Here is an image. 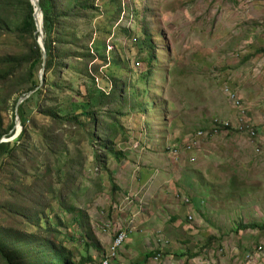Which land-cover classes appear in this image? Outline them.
I'll use <instances>...</instances> for the list:
<instances>
[{"label": "rangeland", "instance_id": "1", "mask_svg": "<svg viewBox=\"0 0 264 264\" xmlns=\"http://www.w3.org/2000/svg\"><path fill=\"white\" fill-rule=\"evenodd\" d=\"M95 2L105 17H86L79 31L103 30L104 21L105 29L111 27L115 49L125 64L122 70L113 66L110 53L113 75H106L112 82L113 77L121 85L126 82L127 89L125 97H117L110 107L119 111L110 121L122 125L126 141H119V128L110 146L123 154L120 158L103 155L102 170L93 163L91 146L78 147L85 157L84 166L80 189L69 199L76 213L62 217L68 226L77 212L81 214L72 228L60 227L74 235L64 242L73 260L88 250L93 264H101L120 227L129 234L110 264H134L150 251L159 255H152L145 264H226V257L237 262L258 246L264 252V227H260L264 226V0ZM119 4V19L111 24ZM143 30L153 36L155 61L148 79L138 81L137 74L147 70L149 56L142 42ZM98 36L97 31L94 38ZM17 41L15 33H8L0 45L17 50L21 47ZM64 78L84 91L85 79L72 70ZM225 86L237 92L243 109L231 104ZM12 116L8 103L3 111L5 124ZM215 119L228 121L233 129L212 133ZM245 122L255 136L236 129ZM198 130L207 134L186 149ZM103 134L99 136L105 138ZM104 140L92 142L97 152H103L96 146ZM154 169L160 170L163 180L173 178L174 172L176 177L184 176L185 183L175 186L171 182L163 185V191L156 190L148 179ZM141 183L149 200L157 199L155 191L157 195L162 191L161 198L173 197L177 191L183 199L179 208H163L166 223L147 222L143 229L130 232L129 218L150 213L147 207L139 213L137 208L119 211V203ZM188 202L189 208L185 206ZM247 224L260 226L246 228ZM193 255L197 256L191 259Z\"/></svg>", "mask_w": 264, "mask_h": 264}, {"label": "trees", "instance_id": "2", "mask_svg": "<svg viewBox=\"0 0 264 264\" xmlns=\"http://www.w3.org/2000/svg\"><path fill=\"white\" fill-rule=\"evenodd\" d=\"M95 1L39 0L47 54L43 83L39 86L43 60L37 43L34 7L30 0H0V39L15 33L21 46L14 50L0 45V140L14 134L16 105L33 91L17 107L21 132L13 140L0 142V264L94 263L88 250L73 260L74 254L64 242L73 240L74 235L62 232L60 227L66 226L62 214L76 213L69 199L80 189L85 157L79 145L91 146L93 163L102 170L103 155L111 153L120 158L123 154L110 146L119 128V141H126L122 125L110 121L119 113L110 107L118 101L117 97H125L124 88L127 89L126 82L121 85L115 77L112 82L106 75H113L110 53L114 56L113 66L122 70L125 64L119 49L109 41L111 27L107 25L105 29L107 23L103 20L104 25L100 26L103 30H97L99 36L95 38V30L79 31L86 17H105ZM118 8L111 24L119 19L121 4ZM106 20L110 21L109 17ZM16 23L19 24L14 26ZM123 31L129 35L128 30ZM142 33L149 56L147 70L137 74L138 81L148 77L155 61L153 36L144 30ZM108 45L115 50L108 51ZM69 70L85 79L84 91L64 78ZM8 103L12 105L13 116L5 124L3 111ZM101 132L105 138L99 136ZM97 139H106L96 146L103 152H97L92 145ZM80 214L77 212L66 226L68 229L78 223ZM259 226L247 224L246 228ZM157 254L150 251L134 264H145Z\"/></svg>", "mask_w": 264, "mask_h": 264}, {"label": "built area", "instance_id": "3", "mask_svg": "<svg viewBox=\"0 0 264 264\" xmlns=\"http://www.w3.org/2000/svg\"><path fill=\"white\" fill-rule=\"evenodd\" d=\"M110 47V48H109ZM111 45L108 46V49H111ZM224 92L228 97V100L231 102V104L234 107H241L242 109L243 104L242 101L240 100L238 94L236 91H234L233 89H231L228 86L224 87ZM245 113V110H244ZM228 127H232L231 124L228 121H222L219 119H215L213 121V127H211L210 131L212 133H217V132H221L223 129L228 130ZM238 131H247L251 136H255L256 132L255 130L252 128H249V125L245 123H242L241 126H239L238 128H236ZM209 131V132H210ZM207 134L204 130H200L198 131L195 135H194V140L190 141L186 148L189 150L192 148V142L194 141L195 144V140L202 137L203 135ZM185 201H188V199H184ZM135 201H138V210L137 213H139L141 211V207L143 204V200L142 198L138 199V196L136 193L134 192H130L128 193L125 197L124 200L120 203L119 205V211H123L125 210V208H128V206L132 205ZM135 217V216H133ZM134 222L133 218H131L129 225L127 227L130 228V232L132 231V223ZM129 234V231L126 228H121L119 230V232L117 233L116 237L114 238L108 252L106 253V255L104 256L101 264H110L111 258H114L116 255L117 250L123 245L124 241L126 240L127 236ZM260 252H262V246H258L257 249L247 252L245 259H246V264H261V262L259 261L260 259Z\"/></svg>", "mask_w": 264, "mask_h": 264}, {"label": "crops", "instance_id": "4", "mask_svg": "<svg viewBox=\"0 0 264 264\" xmlns=\"http://www.w3.org/2000/svg\"><path fill=\"white\" fill-rule=\"evenodd\" d=\"M185 146V145H184ZM172 160H174V157L172 158ZM175 164H177V162H176V160L175 161H173ZM175 169L177 168V166H175L174 167ZM162 174V173H161ZM172 175L174 176L173 178H171V179H168V180H163V179H161V175L158 177V179L155 181V182H157L158 183V187L156 188V190H162L163 191V185H167V183H171V182H173L172 184L173 185H175V186H181L183 183H185V179H184V176H180V177H176V173H174V172H172ZM142 184H144V183H141L140 185H142ZM178 190H180L181 191V189H178ZM162 191H161V193H162ZM180 191H178V192H180ZM160 193V194H161ZM159 194V195H160ZM159 195H157L156 194V191L154 192V194H153V196H158V197H156L157 199H155L154 197H152V199L151 200H148V199H145L144 201H147V205H146V203H145V207H147L146 208V211H148L150 214H146L143 218H139L138 219V216H135V217H133V220L135 221V220H138L139 221V224H134V228H133V231H135V230H141V229H143V227H145V226H147V222H155V223H158L159 225H162V224H164V223H166V218L164 217V215L166 214V211L164 212V209L163 208H166V207H168V208H179V200H182V199H180V198H177L176 196L178 195L179 196V194L177 193V191L176 192H174V196L173 197H169V198H165V197H163V198H161L162 197V195L161 196H159ZM183 195V193H181V196ZM144 197V196H143ZM183 197V196H182ZM164 200V202H165V200L167 201V203L166 204H164V203H162V201ZM189 204H190V202L189 203H187V205H185V206H187V208H189ZM194 208L196 207V206H194V204L192 203L191 204ZM128 208H138V203L135 201L132 205H130ZM160 208H162V212H160ZM191 208V207H190ZM174 213H175V211H174ZM144 215V214H143ZM131 218H129V220H130ZM174 220H172V221H175V218H173ZM128 220V221H129ZM174 223V222H173ZM149 225V224H148ZM121 228H125V227H120V229ZM118 233V232H117ZM117 233L115 234V232H114V238L116 237V235H117ZM114 240V239H113ZM113 242V241H112ZM112 244V243H111ZM121 248V247H120ZM119 248V249H120ZM149 253V252H148ZM146 254V253H145ZM247 254V253H246ZM246 254H244L243 255V259L242 260H237V262H236V259H234V258H231L230 256H228V257H226L228 260H229V262H226V264H246V259H245V256H246ZM197 255H193L192 257H191V259L193 258V257H196ZM259 261L261 262V264H264V252H260V259H259Z\"/></svg>", "mask_w": 264, "mask_h": 264}, {"label": "water", "instance_id": "5", "mask_svg": "<svg viewBox=\"0 0 264 264\" xmlns=\"http://www.w3.org/2000/svg\"><path fill=\"white\" fill-rule=\"evenodd\" d=\"M30 1H31V4L34 7V20H35V23H36V26H37L36 33L38 35L37 36V43L39 44V47H40L41 52H42V60H43V62H42V67H41V69L39 71V79H40V85L39 86H41L42 83H43L44 66H45L46 57H47L45 46H44L43 13H42L41 8H40L39 0H30ZM38 13H39V16H40V21H38V15H37ZM39 86L37 88H39ZM32 93H33V91L29 92L24 97L19 99V101H18V103L16 105V111H15L16 112V118H15V126H14V128L16 130H15L14 134L10 138H2L0 140V142L13 140L21 132L22 126L20 124L19 117L17 116V107H18V105L20 103H22Z\"/></svg>", "mask_w": 264, "mask_h": 264}, {"label": "clouds", "instance_id": "6", "mask_svg": "<svg viewBox=\"0 0 264 264\" xmlns=\"http://www.w3.org/2000/svg\"><path fill=\"white\" fill-rule=\"evenodd\" d=\"M119 23V22H118ZM112 38H113V36H112ZM112 38L109 40V41H112ZM109 46V45H108ZM112 47H111V49H113V45H111ZM111 49H108V51H110ZM140 129H144V128H140ZM146 129V128H145ZM199 131V130H198ZM197 131V132H198ZM205 131V130H204ZM197 132H195V134L197 133ZM125 142V141H124ZM143 147V146H142ZM185 148H186V146H185ZM187 149V148H186ZM174 151H176V150H174ZM159 174H160V170L159 169H154V172H152L150 175H149V177H148V179L150 180V182H151V184L154 186V187H158V185L156 184V180L158 179V177H159ZM145 186V184H143V185H140L139 187H138V189L136 190V191H129V192H127V194L128 193H130V192H134V193H136L137 194V196H138V199H140V198H142V200H143V202H145L144 200L145 199H148L149 197H151L149 194H148V192H147V194L145 193V191H144V189H143V187ZM126 194V195H127ZM179 194V196L177 195L176 197L177 198H180V199H183V197L181 196V194L180 193H178ZM125 195V196H126ZM124 196V197H125ZM144 196V197H143ZM145 198V199H144ZM150 199V198H149ZM148 199V200H149ZM185 199H187V198H185ZM182 201V200H181ZM184 201V203L186 202L185 200H183ZM137 203H138V201H136ZM121 203V202H120ZM120 203H119V205H120ZM189 203V202H188ZM129 207V206H128ZM141 208H145V204L143 203L142 204V207ZM126 209V208H125ZM137 210H138V208H137ZM135 216V215H134ZM132 218H133V216H132ZM129 222H130V220H129ZM135 226H134V222L132 223V230H133V228H134Z\"/></svg>", "mask_w": 264, "mask_h": 264}, {"label": "bare ground", "instance_id": "7", "mask_svg": "<svg viewBox=\"0 0 264 264\" xmlns=\"http://www.w3.org/2000/svg\"><path fill=\"white\" fill-rule=\"evenodd\" d=\"M38 21H40V16H38Z\"/></svg>", "mask_w": 264, "mask_h": 264}]
</instances>
